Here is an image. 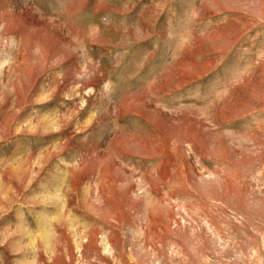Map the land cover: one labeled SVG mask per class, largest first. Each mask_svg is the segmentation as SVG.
<instances>
[{
    "label": "rangeland",
    "instance_id": "374dc122",
    "mask_svg": "<svg viewBox=\"0 0 264 264\" xmlns=\"http://www.w3.org/2000/svg\"><path fill=\"white\" fill-rule=\"evenodd\" d=\"M0 264H264V0H0Z\"/></svg>",
    "mask_w": 264,
    "mask_h": 264
}]
</instances>
